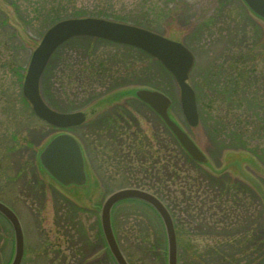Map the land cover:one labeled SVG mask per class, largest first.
Listing matches in <instances>:
<instances>
[{"label":"rangeland","instance_id":"374dc122","mask_svg":"<svg viewBox=\"0 0 264 264\" xmlns=\"http://www.w3.org/2000/svg\"><path fill=\"white\" fill-rule=\"evenodd\" d=\"M0 7V200L14 210L22 225L21 264H116L99 224L102 201L116 188L143 186L175 206V183L146 179L148 165H142L140 154L131 152L123 159L124 147L116 145V139L111 143L102 129L117 112L123 113L136 123V132L129 131L131 138L138 135L154 148L159 140L165 150H171L172 144L183 152L162 120L132 95L140 86H152L170 97L173 118L207 155L209 168L220 170L214 174L208 165L195 161L194 169L193 162L183 163V154L176 157L193 178L200 171L210 173L202 178L209 188L200 191L222 208L216 215L222 216L221 221L209 216V222L198 224L185 222L198 212L190 215L174 208L177 264H264L263 201L235 167L223 168L228 152L245 153L252 158L243 163L244 171L264 187V131H244V126L248 130L252 126L244 120L264 124V107L251 108L245 101L252 94L262 98L264 92L262 19L242 0H0ZM77 15L139 24L187 45L196 58L188 82L196 93L198 123H187L178 85L157 59L138 48L85 35L71 37L54 51L41 75L40 93L57 110H84L86 120L60 129L37 117L21 93L31 51L51 21ZM232 63L243 71L236 79L229 67ZM234 98L236 108L229 104ZM260 102L264 104V98ZM238 116L239 121H234ZM62 130L83 145L92 190L84 184L69 194L36 164L45 141ZM190 182L189 178L177 184L188 187ZM111 221L130 264H166L164 227L148 204L122 200L113 207ZM204 223L213 232L207 233ZM13 247L12 228L0 214V264L9 263ZM95 252L97 258L85 260Z\"/></svg>","mask_w":264,"mask_h":264},{"label":"water","instance_id":"95a60500","mask_svg":"<svg viewBox=\"0 0 264 264\" xmlns=\"http://www.w3.org/2000/svg\"><path fill=\"white\" fill-rule=\"evenodd\" d=\"M257 16L264 19V0H243ZM74 35H91L119 43L132 45L156 57L173 75L180 89L182 112L190 125L198 121L194 91L186 81L194 65V54L179 41L164 37L143 27L105 19L84 16L63 18L50 25L44 32L39 44L33 49L22 84V95L30 102L34 113L46 122L67 127L81 123L85 115L82 111H58L49 107L39 91L40 75L52 52L63 41ZM135 96L146 102L164 121L176 139L196 161L205 163L207 157L198 148L182 127L171 118L168 112L170 99L159 90L141 87L134 91ZM39 162L46 171L62 184H82L85 181L84 160L77 139L67 132L53 136L38 155ZM236 169L261 188L251 177L240 169L239 161H230L227 166ZM124 198L141 199L149 203L160 216L166 235L167 264H177V242L172 217L164 203L151 192L137 187H123L109 193L100 208V226L107 247L116 264H129L123 255L111 226L112 206ZM0 213L9 221L14 234L13 256L9 264H20L24 241L20 222L16 214L0 202Z\"/></svg>","mask_w":264,"mask_h":264},{"label":"trees","instance_id":"16d2710c","mask_svg":"<svg viewBox=\"0 0 264 264\" xmlns=\"http://www.w3.org/2000/svg\"><path fill=\"white\" fill-rule=\"evenodd\" d=\"M10 4H13V6H15L14 2H11ZM51 7V9L54 8L53 4H49ZM156 5L154 4V7ZM150 7H153L150 6ZM1 7H0V11H1ZM157 11V10H156ZM158 12V11H157ZM95 14H100V13H95ZM78 16V15H77ZM230 69L234 70L233 72V78L236 79V77L238 78L240 75L243 74V71H241L242 69H240V66H237L236 64L232 63L231 65H229ZM244 68V67H243ZM233 87H231V90L235 92L236 88L234 85H232ZM262 98L261 97H257L255 95H250L249 98L245 101L250 102V107L251 108H262L264 107V104L260 102ZM239 101V105H240V101ZM231 106H235L234 108H236V103H235V98L232 100L230 99V103ZM245 104L247 105V103L245 102ZM241 106V105H240ZM247 107L249 108V106L247 105ZM251 110V109H250ZM118 113V112H117ZM112 118V120L107 123L105 122L102 126V129L104 131H107L108 133V137L107 139L114 141L116 139V141H114L116 143V145H118L119 147H124V153H123V159L128 157L129 155L132 153L134 154H140V159L142 163V165H148V168L146 169V173H145V178L148 179L149 177L152 179H158L160 181L161 184L163 183H171V185L173 186L172 183H175L174 186V194H175V201H174V205L173 207H170L169 204H167L170 207L171 213L174 216V220L177 221V217L175 218V213H174V208L176 207H180V211L183 212H190V211H196L198 212L197 216L193 217V220H191V216L190 219L187 218L185 219V222H193L196 221V223H202V222H209L207 220V218L209 216H214L215 217V221L219 222L222 220V216L221 217H217L216 215H218L217 213L222 211L221 205L220 203H217L214 199H209L207 192H201L200 189H204L207 190V187L209 188V185L207 183H204V181L202 180V178L205 177V173L210 174L209 172L205 171V173L203 172H198L200 174H197V176H194V178L191 176H189L187 173L189 171V167L187 169H183L180 165H179V161L178 158L176 159L177 156L185 157L183 163H186L188 161H191L194 163V165H192V167L194 169L195 168V163L193 160H191V158H189L187 156V154L184 152H180L177 147H174L172 144L169 146V148L171 150H165V148H167L164 143L160 142L159 140L156 141V145L155 148L153 147L152 144L148 143V141L145 142V140L143 141V139L141 137H137L135 136V138H131L132 133H135V126L136 123L135 121H133L130 118H126V116L122 113V114H117ZM253 118H255L254 115H252ZM234 121H239V116L236 118V120ZM245 122H247V124H251V129L248 130L246 129V127L244 126V131L245 133L249 132V133H254L256 132V130H258L259 133L262 134V132L264 131V124L262 123H254V121H247L244 120ZM256 129V130H254ZM129 131L130 132V136H129ZM126 136H123L125 135ZM244 135V134H243ZM114 143V144H115ZM114 147V146H113ZM154 148V149H152ZM181 148V147H180ZM113 149H115V154H117V150L116 147H114ZM126 151H128L126 153ZM168 152H171V155H175L173 160V156L168 155ZM119 153V152H118ZM155 157V159H154ZM144 163V164H143ZM200 167V166H199ZM191 169V168H190ZM193 170V169H192ZM147 175V176H146ZM216 178H218L221 181V184L226 186V183L219 178V176L214 175ZM190 178V183L188 187L185 186H180L178 187L179 184H177V182H184L185 179L189 180ZM200 179V180H198ZM143 187V186H140ZM227 188H230V186H226ZM145 188V187H143ZM148 189V188H146ZM154 193H156L162 200H164V198L158 194L157 192H155L153 190ZM203 195V196H202ZM215 196H219V194H216ZM227 200V199H226ZM225 200V202H226ZM165 201V200H164ZM207 203V204H206ZM214 208V209H213ZM173 210V211H172ZM191 215V212H190ZM201 221V222H200ZM177 224V222H176ZM203 227H206L207 230L206 232L210 233L213 232V227L212 226H208L207 223L203 224ZM205 232V233H206ZM242 232V231H241ZM240 235H242V233H240Z\"/></svg>","mask_w":264,"mask_h":264},{"label":"flooded vegetation","instance_id":"af4514ba","mask_svg":"<svg viewBox=\"0 0 264 264\" xmlns=\"http://www.w3.org/2000/svg\"><path fill=\"white\" fill-rule=\"evenodd\" d=\"M261 95H262V98H264V92H262L261 93ZM239 158L241 159V160H243L244 162L247 160V159H245L244 158V156L242 155V153L239 155ZM86 174H87V181H86V183H85V186L86 187H88V189L90 190V188H91V190H92V187L91 186H89V184H87V182H88V177H89V172H87L86 171ZM48 175V174H47ZM49 176V175H48ZM50 177V176H49ZM241 177H242V175H241ZM243 178V177H242ZM243 180L245 181V182H247L251 187H253V185L247 180V178H243ZM54 181V180H53ZM59 187H61V188H63L67 193H69L70 194V191H74L73 190V187H75V186H73V185H70V186H62V185H60V184H58L56 181H54ZM253 189H254V187H253ZM255 190V189H254ZM255 192H256V190H255ZM66 231H63V235H65L66 236ZM67 236H68V234H67ZM95 256V257H94ZM99 256V253L98 252H95V253H92L89 257H86L85 258V260H88V259H93V258H97ZM84 259V258H83Z\"/></svg>","mask_w":264,"mask_h":264}]
</instances>
